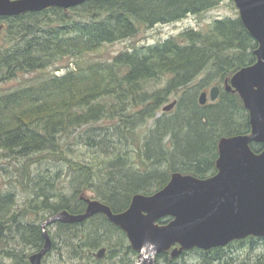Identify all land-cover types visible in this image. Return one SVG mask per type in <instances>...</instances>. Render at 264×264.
<instances>
[{
	"label": "trees",
	"instance_id": "1",
	"mask_svg": "<svg viewBox=\"0 0 264 264\" xmlns=\"http://www.w3.org/2000/svg\"><path fill=\"white\" fill-rule=\"evenodd\" d=\"M223 1L90 0L69 10L0 18V164L6 162L3 171L15 186L0 192V246L14 238L18 244L1 250L0 264H31L22 246L43 247L41 226L48 218L65 210L84 213L85 191L120 213L135 195L165 188L174 173L200 179L218 173L220 140L252 131L242 98L228 90L232 77L257 61L259 44L240 17L216 20L208 32L190 28L111 59L88 56ZM71 59L76 67L57 75ZM16 80L22 82L3 87ZM214 84L221 89L219 99L201 106L202 90ZM172 95L180 96L177 109L164 113ZM251 148L260 153L264 146ZM64 169L68 186L62 181L59 188ZM14 189L30 194L23 206ZM87 221L54 225L52 250L60 247L62 260L96 262L91 254L102 248L106 257L121 256L127 263L138 254L105 215ZM261 243L264 238L250 236L179 257L197 253L200 264H236L234 251H254ZM179 257L166 252L157 258L178 264Z\"/></svg>",
	"mask_w": 264,
	"mask_h": 264
},
{
	"label": "water",
	"instance_id": "2",
	"mask_svg": "<svg viewBox=\"0 0 264 264\" xmlns=\"http://www.w3.org/2000/svg\"><path fill=\"white\" fill-rule=\"evenodd\" d=\"M88 1L0 0V18L53 7L69 10ZM234 2L243 24L259 44L256 63L237 72L228 88L239 93L249 111L251 133L220 140L218 173L213 177L200 179L177 172L159 192L135 195L122 213L93 200L82 214L65 210L48 218L41 227L44 246L31 256V264H42L52 250L50 226L58 222L79 224L97 214H104L127 234L131 247L140 253L135 264H156L159 254L171 250V256L176 258L191 249L209 251L250 236L264 238V149L256 153L251 148V143L264 145V0ZM220 91L216 86L210 95L203 92L200 105H206L209 99L217 101ZM176 105L174 101L163 112L172 111ZM166 217L171 218L170 222L161 225L158 221ZM106 251L101 249L95 256L102 259Z\"/></svg>",
	"mask_w": 264,
	"mask_h": 264
},
{
	"label": "rangeland",
	"instance_id": "3",
	"mask_svg": "<svg viewBox=\"0 0 264 264\" xmlns=\"http://www.w3.org/2000/svg\"><path fill=\"white\" fill-rule=\"evenodd\" d=\"M238 17H240V13H239V9L237 8L235 2L233 0H225V1L221 2L217 7L213 8V9H211V10H209V11H207L201 15L200 14L199 15H189L184 20H181L178 22L168 23V24H158L154 27L144 29L135 38L127 39V40L117 42L114 44L105 45L99 52H97V54L92 55V56H88V58L89 59H93V58H95V59H111L113 56L117 55L118 53L123 52V51H127V50L135 48V47L152 46V45H157L159 43L165 42L169 38H171L173 36H178L179 34H181L182 32H184L190 28H193V29H196L199 31H203V32H208L211 29V25L216 20L226 19V18H238ZM65 65H63L64 67H63V69H61L62 70L61 72H65L69 69L75 68L76 67V61L71 59L70 62L66 61ZM52 71H53V68L48 70V72H50V73ZM26 77H28V76H26ZM202 80H203V78L199 79V82H201ZM21 82L22 81H20V80H16L14 82L5 84V86H3V87H5V88L14 87V86L20 84ZM214 87H216L215 84L203 89L202 91H206L210 95V92ZM179 99H180V96L172 95V96H170L169 102L166 103L164 106L172 104L174 101H177V104H178ZM210 102L211 101L209 100V103ZM201 106H204V105H201ZM176 109H177V106L172 111L167 112V113H173L176 111ZM160 115H161V113L158 114V116H160ZM5 166H6V162L3 161L2 164H0V192L11 190V187L15 188V186L13 185V182L9 181L10 177L7 174V172L3 171V167H5ZM50 166L54 167V165H50ZM62 181L65 183L66 186H68V184H67L68 177H67L66 170L64 171L62 178L58 181L59 188H60ZM12 191H14L17 194L19 207L23 206L25 203H27L31 197L30 194L27 195L22 189H14ZM83 196L88 198V201H90V200H92L91 197L93 196V192L92 191H85ZM38 203H39V201H38ZM56 229L57 228L54 225H52L49 228V231L53 235L55 233ZM10 241H11L10 245H8V246L1 245L0 246V257L1 258H2L3 253H4V252H1V250L4 251V249H6L7 247L9 249H14V248L18 249V247H17L18 244L16 243L17 240L14 238L13 241L12 240H10ZM128 243H129V240H128ZM57 248H58L57 250L55 249V250L50 252L49 256H47L45 258V260L43 261L42 264H135V263L139 262V255H140V253H138L136 255H129L128 259H130L131 261H128L130 263H127V259H125L126 262H123L121 259V256L114 257V258L105 257L103 259H98L97 257H95L93 255L94 253H97L99 251V250H97V251H94L93 254H91L93 259L96 260V262L89 261L87 259H85L83 261H76L75 260L74 262H72V261H70L68 256L65 260H62L61 259L62 257H61L60 252H59V249H61V248L60 247H57ZM22 249H24L27 252V255H29V257L31 255L35 254L36 252H38L37 250H31L29 247H25V246H22ZM233 256H234L236 264H258L259 261L262 258H264V243L259 244L254 251L240 250V249H239V251H234ZM11 263L12 262L10 260H6L4 262V264H11ZM177 263L178 264H200L201 259L199 258L197 253H191V254L189 253V255H187L186 257H184L182 259H181V257H179ZM156 264H166V263L162 259L158 260V258H157Z\"/></svg>",
	"mask_w": 264,
	"mask_h": 264
},
{
	"label": "flooded vegetation",
	"instance_id": "4",
	"mask_svg": "<svg viewBox=\"0 0 264 264\" xmlns=\"http://www.w3.org/2000/svg\"><path fill=\"white\" fill-rule=\"evenodd\" d=\"M52 241H53V240H52ZM44 243H45V242H44ZM43 246H44V245H43ZM42 248H43V247H42ZM42 248H41V249H42ZM41 249H40V250H41ZM40 250H39V251H40ZM39 251H38V252H39ZM52 251H53V250H52ZM38 252H36V253H38ZM49 254H50V253H49ZM49 254H48V256H49ZM31 256H32V255H31ZM31 256H30V258H31ZM30 263H31V261H30Z\"/></svg>",
	"mask_w": 264,
	"mask_h": 264
},
{
	"label": "bare ground",
	"instance_id": "5",
	"mask_svg": "<svg viewBox=\"0 0 264 264\" xmlns=\"http://www.w3.org/2000/svg\"><path fill=\"white\" fill-rule=\"evenodd\" d=\"M98 201H99V200H98ZM100 202H101V201H100ZM102 203H103V202H102ZM84 212H85V211H84ZM87 222H88V221H87ZM87 222H86V223H87Z\"/></svg>",
	"mask_w": 264,
	"mask_h": 264
}]
</instances>
